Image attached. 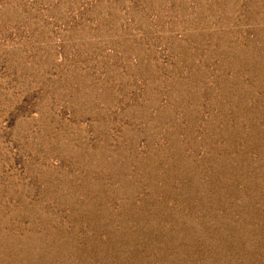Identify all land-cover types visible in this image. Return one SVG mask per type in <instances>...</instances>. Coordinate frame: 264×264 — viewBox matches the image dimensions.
Segmentation results:
<instances>
[{"label": "rangeland", "instance_id": "rangeland-1", "mask_svg": "<svg viewBox=\"0 0 264 264\" xmlns=\"http://www.w3.org/2000/svg\"><path fill=\"white\" fill-rule=\"evenodd\" d=\"M0 264H264V0H0Z\"/></svg>", "mask_w": 264, "mask_h": 264}]
</instances>
